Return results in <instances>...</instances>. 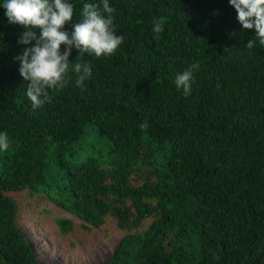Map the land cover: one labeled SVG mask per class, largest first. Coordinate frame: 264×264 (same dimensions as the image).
<instances>
[{"label": "trees", "instance_id": "obj_1", "mask_svg": "<svg viewBox=\"0 0 264 264\" xmlns=\"http://www.w3.org/2000/svg\"><path fill=\"white\" fill-rule=\"evenodd\" d=\"M69 2L74 24L84 3L100 0ZM3 3L0 132L10 147L0 150V264H47L5 194L24 189L87 228L109 214L128 231L153 218L100 264H264V45L229 0H109L124 42L112 55L81 57L93 72L85 91L70 72L71 82L35 110L14 59L30 46L18 44L27 29L9 23ZM77 55L73 48L69 60ZM196 62L185 96L175 80ZM89 133L107 152L76 163ZM133 174L143 181L132 185Z\"/></svg>", "mask_w": 264, "mask_h": 264}, {"label": "clouds", "instance_id": "obj_2", "mask_svg": "<svg viewBox=\"0 0 264 264\" xmlns=\"http://www.w3.org/2000/svg\"><path fill=\"white\" fill-rule=\"evenodd\" d=\"M236 9L237 19L243 29H255V38L264 45V0H229ZM9 23L23 25L27 30L21 34L18 44L24 47L22 53L14 59L19 61V73L28 82L27 97L33 110L43 107L53 99L51 92L62 90L71 82L70 72H75V84L86 90L85 82L92 78V66L80 62L85 53L96 57L112 55L124 42L123 35H117L115 8L109 0L99 3H84L81 20L71 23L74 16V4L69 0H4ZM71 25V31L64 30ZM39 30V35L37 31ZM164 31L162 22H155L153 32L159 39ZM256 39H250L246 47L252 49ZM33 41L35 44L33 45ZM61 45H66L63 53ZM78 50L75 63L69 60L72 49ZM227 50V49H226ZM200 68L199 62L178 74L175 80L177 88L184 95L191 94L194 72ZM142 130L148 128L145 121L140 124ZM10 147L7 132H0V150Z\"/></svg>", "mask_w": 264, "mask_h": 264}, {"label": "rangeland", "instance_id": "obj_3", "mask_svg": "<svg viewBox=\"0 0 264 264\" xmlns=\"http://www.w3.org/2000/svg\"><path fill=\"white\" fill-rule=\"evenodd\" d=\"M76 149V163L88 156L100 157L107 152L92 133L85 136ZM143 179L142 175L133 174L131 184L138 185ZM5 194L17 204L16 226L32 246L37 260L47 264H100L112 254L125 234L142 232L153 220L148 217L140 227L128 231L120 228L115 216L109 214L101 225L87 228L78 217L44 193L24 189Z\"/></svg>", "mask_w": 264, "mask_h": 264}]
</instances>
